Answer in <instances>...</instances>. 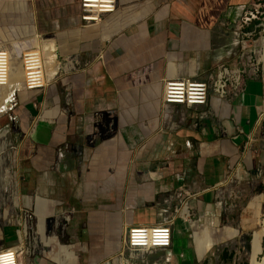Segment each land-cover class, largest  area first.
Masks as SVG:
<instances>
[{"label": "crops", "instance_id": "obj_1", "mask_svg": "<svg viewBox=\"0 0 264 264\" xmlns=\"http://www.w3.org/2000/svg\"><path fill=\"white\" fill-rule=\"evenodd\" d=\"M254 2L118 0L117 9L109 15L154 22L133 28L124 39L107 45L100 58L63 78L73 86L71 117L64 118L56 82L43 90L24 92L20 98L22 101L33 93L41 94L33 131L29 124L33 112L28 100L22 112L23 125L28 123L26 134L30 136L24 141L29 151L36 150L40 163L54 162L57 151L67 147V160L82 164L80 168L72 167L75 183L76 179L88 180L83 188L75 186L72 223L76 238L86 241L88 259L95 262L119 252L130 226L159 223L164 209H170L166 199H174L178 204L179 199L187 198L193 213L205 216L213 209L225 180V164L236 166L242 162L245 171L255 169V153L242 149L251 145L259 128L256 122L258 110L264 106V60L263 75L247 77L244 92L232 102L210 97L208 106L195 111L186 109L192 116L184 115V122L168 130L163 126L165 122H174L169 113L172 106H164L162 102L166 80L180 77L202 80L210 69L234 63L239 49L233 25ZM31 3L40 33L79 28L83 23L80 0ZM4 6L2 18L12 17L6 12L10 4ZM13 8L26 15L28 0H15ZM118 26L115 31L123 27ZM19 30L24 34L37 33L35 25L28 23L21 24ZM108 37L105 34L103 38ZM206 111L209 116L200 118ZM35 137L39 138L34 140ZM94 162L106 166L89 171ZM117 163L123 164L116 166ZM95 175L107 180L99 186L100 181H92ZM160 182L163 184L159 186ZM158 192L164 198L160 199ZM39 201V198L26 200L28 206ZM263 202V195L253 196L243 209L240 228L250 233V254L254 246L264 245ZM39 219L42 223V214ZM176 222L180 228L173 226L172 245L163 250L165 261L194 264L184 231L185 220L178 216ZM218 230L223 233L221 240L230 236L227 229ZM71 247L66 246L65 252L73 256L67 250ZM195 251L197 264H205L206 258L198 254L196 247ZM54 259L63 263L59 256Z\"/></svg>", "mask_w": 264, "mask_h": 264}, {"label": "rangeland", "instance_id": "obj_2", "mask_svg": "<svg viewBox=\"0 0 264 264\" xmlns=\"http://www.w3.org/2000/svg\"><path fill=\"white\" fill-rule=\"evenodd\" d=\"M8 1L0 0V44H8L6 45L7 47H0L4 49H9L8 47H10L11 60L14 58L21 60L19 50L13 45L21 43L23 45H19L20 51H25L32 47H40L46 43L44 42L46 39H52L57 47L56 55L60 69L55 78L44 89L54 82L59 86L64 118H70L73 114V86L68 80L64 82L63 78L69 77L71 73L77 70L84 69L88 63L100 58L102 51L107 45L124 39L133 28L140 24L154 22L153 19L117 18L116 15H106L101 21L90 24H97L93 27L82 28L83 26H89L82 23L79 28L43 34L38 31L34 22L32 0H28V12L26 15L19 13L13 8L15 0ZM7 3L10 6L6 12L10 15L12 14V17L2 18L1 10ZM263 6L264 0H255L248 11L254 12L257 10L261 12L264 8ZM27 23L35 25L37 30L35 35L24 34L19 30L21 24ZM116 26L118 28L123 27L115 31L114 28ZM236 33V37L239 40V34L238 32ZM105 34H109V37L103 38ZM62 44H67L66 49L61 47ZM48 48L46 56L51 52V48ZM70 59L78 60V63L73 68H67ZM24 92L19 93L17 104L15 102L16 99L12 100L13 104H16L13 114V110L0 114V134L4 132L3 130H6L4 135H0V247L21 245V264H61L54 259L55 256H59L62 259V264H103L105 262L110 264H146L140 262V260L131 259L126 252L121 255L122 248L111 257L99 261L94 262L87 258L88 248L85 245L86 241L76 238L72 223L73 197L77 188L75 186L83 188L88 181L76 179L75 183V179L73 180V168L82 164L72 163L67 160V155L65 156L67 147L59 149L56 153L55 161L49 164L40 163L34 148L30 147V152L27 150L28 147L24 140L27 137L30 138L26 134V130H29L26 125L28 123L26 122L23 125L24 118L18 112L20 108L24 107V105L21 107L19 102V98L23 97ZM40 95V93H35L28 101L25 100L32 106L33 115L30 116V122L36 116L38 117L37 112L41 102L39 100ZM169 113L172 115L174 122L173 124L165 122L164 130L180 125L184 122L182 119L184 115L187 117L192 116L191 112L180 106H172V108H169ZM29 124L31 125V123ZM38 138L35 137L34 140ZM237 142L241 144L239 138ZM247 148L256 155L255 169L251 172L245 171L242 162L236 166H231L229 163L225 164V180L218 192V198L213 204V209L207 212L205 216L197 215L190 209L189 219L193 221V225L191 227L187 226L185 234L188 237L191 252L194 256L193 261H196L194 264L198 263L195 247L198 250V254L206 258L205 264H256L261 259H264V245L254 246L253 254H250V233L248 230L240 228L243 209L247 206L250 199L259 194L264 196V124L256 130L251 145L243 148L242 151ZM59 152H62L63 156H59ZM122 164L117 163L116 166ZM104 166L106 165L103 163L94 162L89 165L90 168L88 170L95 172ZM78 174L79 176L82 175L80 172ZM98 175L101 177V172ZM95 176L92 181L95 183L100 181L99 186L102 181L107 180ZM162 184L160 182L159 186ZM15 196L19 198V205L13 207L11 202ZM158 196L161 197L160 199L164 198L163 193L158 192ZM27 198H39L40 201L38 204L31 203L28 206ZM171 201L169 203L170 209L165 216L175 217L176 220L179 213H174L173 209L177 202L175 203L174 199ZM262 212L264 213V202L262 203ZM39 214H42L45 220L44 236L48 237L53 232L57 236V245L54 244L53 250H51L53 244L43 246L44 242L40 241L39 234H37ZM25 218L27 219V237L20 244L17 230L21 229L22 226L16 224L15 220L24 221ZM56 222H58L57 226L55 225ZM174 227L175 229L180 228L179 223L176 222ZM217 228L227 229L226 234L230 236L221 240L220 236L223 233L221 230L216 231ZM234 230L236 232L233 234L232 231ZM70 245L72 247L67 250H70L73 256L67 255L65 252V247ZM42 250L44 252L51 251L52 254L46 256ZM65 259L69 260L64 261ZM145 259L149 264L154 262L167 264L163 250H158L148 255Z\"/></svg>", "mask_w": 264, "mask_h": 264}, {"label": "built area", "instance_id": "obj_3", "mask_svg": "<svg viewBox=\"0 0 264 264\" xmlns=\"http://www.w3.org/2000/svg\"><path fill=\"white\" fill-rule=\"evenodd\" d=\"M118 0H80L81 20L86 24L96 23L117 9ZM264 7V6H263ZM235 30L239 34V51L233 64H221L206 72L202 80L190 77L170 78L165 81L162 102L164 106H181L187 110H197L199 107L209 105V98L216 97L226 102H232L245 90V79L261 74V62L264 60V8L246 10L243 16L234 23ZM29 55L24 57L23 89L24 91L43 90L46 86L43 82V68L35 64ZM10 75V55L7 50L0 48V90L8 87ZM263 75V73L261 74ZM19 89L15 88L5 101L2 112L12 111L17 104ZM15 97V98H14ZM16 104H13L12 100ZM35 106V105H34ZM257 127L264 124V106L259 108ZM1 113V112H0ZM210 112L206 111L200 118H206ZM182 119H184L182 117ZM38 117L31 122V130L36 127ZM249 139L252 141V138ZM63 156L62 152L58 153ZM166 199L165 202H170ZM190 213L187 198L178 200L174 205V213L184 218L183 210ZM169 209H164L162 220L153 225H133L127 229L122 243V252L129 254L131 259L147 263L148 255L158 250H166L171 247L173 239V226L175 217L165 216ZM185 220V218H184ZM24 222L27 223L25 218ZM57 226V225H56ZM18 235V232H17ZM17 245L0 247V264H19L21 248L15 250ZM17 249V248H16ZM153 264H157L154 262Z\"/></svg>", "mask_w": 264, "mask_h": 264}, {"label": "bare ground", "instance_id": "obj_4", "mask_svg": "<svg viewBox=\"0 0 264 264\" xmlns=\"http://www.w3.org/2000/svg\"><path fill=\"white\" fill-rule=\"evenodd\" d=\"M91 24H93V23H91ZM87 25H90V24L88 23ZM44 42H46V43H44L40 47L39 46L38 47H32V48L27 49L25 51L24 50L20 51V48H19V45H23V44L16 43L17 45H13V47H15L17 50H19V56H20L21 60L16 59V58L11 60L12 55H11V51L9 50L11 48L8 47L9 49H4V48L0 47L3 50H7L9 52V55H10V75H9V84H8L9 86L1 88V90H0V112L1 113H3L2 107L5 103V101L8 99L11 92L15 88H18L20 90L19 93L24 92L22 90L23 89V77H24L23 61H24V57L26 55H29V57H26V58H31L32 61L35 62V64H39L42 66V68H43V82H44L45 86H47L48 83H50L55 78V76L58 74L60 66H59V63L57 61L58 59H57V55H56L57 47H56L55 43L52 41V39H46ZM26 43H29V42H26ZM48 47L51 48V52H49V55L46 56L48 54V50H49ZM52 47H54V48H52ZM77 63H78L77 59H73V60L70 59L68 62L67 68H73ZM19 101H21L20 98H19ZM3 131L4 132L1 133L0 135H4L6 133V130H3ZM2 174H3V170H2ZM1 178H3V177H1ZM14 193L16 194V192H14ZM11 203H12L13 207L18 206L19 205L18 197L15 196L12 199ZM182 213H183V216L185 218L184 231H187V228H188L187 226L191 227L193 225V221L189 219V211L186 208L183 210ZM15 223L22 226L21 229L17 230L18 239H19V242L21 244V242H23V239L27 237V223L24 221H21L20 219H16ZM44 223H45V220H43L41 223L40 219H39L37 234H39L40 241L42 243L44 242L43 246H45V245L50 246L51 244H53V246L51 247L52 248L51 250H53L55 245H57V236L53 232L50 236L45 237L44 236ZM262 223L264 225V217L262 219ZM55 225H58V222H56ZM16 248H13V249L19 250V248H21V245H17ZM42 252H43V254L47 253V252H44L43 250H42ZM19 264H21L20 258H19ZM256 264H264V259H261Z\"/></svg>", "mask_w": 264, "mask_h": 264}, {"label": "trees", "instance_id": "obj_5", "mask_svg": "<svg viewBox=\"0 0 264 264\" xmlns=\"http://www.w3.org/2000/svg\"><path fill=\"white\" fill-rule=\"evenodd\" d=\"M31 92H32V91H31ZM33 95H35V93L31 94L28 98H26V99H24V100H22V101H19V102L21 103V107L23 106L24 102H26L25 100H29ZM24 110H25V109H24V107H23V108H20V110L18 111V112H20L22 118H24V114L22 113ZM13 113H14V110L12 111V114H13ZM27 147H28V146H27ZM27 150H29V147H28ZM29 152H30V151H29ZM27 158H28V157H27ZM191 253H192V252H191ZM192 256H193V254H192ZM190 261H192V258H190Z\"/></svg>", "mask_w": 264, "mask_h": 264}, {"label": "water", "instance_id": "obj_6", "mask_svg": "<svg viewBox=\"0 0 264 264\" xmlns=\"http://www.w3.org/2000/svg\"><path fill=\"white\" fill-rule=\"evenodd\" d=\"M263 58H264V54H263Z\"/></svg>", "mask_w": 264, "mask_h": 264}]
</instances>
